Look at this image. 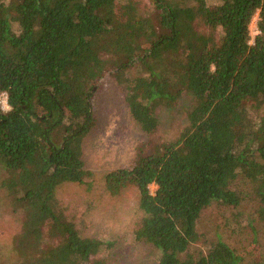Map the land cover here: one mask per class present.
<instances>
[{"label":"trees","instance_id":"1","mask_svg":"<svg viewBox=\"0 0 264 264\" xmlns=\"http://www.w3.org/2000/svg\"><path fill=\"white\" fill-rule=\"evenodd\" d=\"M152 2L142 12L132 0H0V96L9 106L0 107V165L23 214L18 264H106L114 242L81 236L56 198L58 186L92 175L83 140L94 125L92 85L106 73L147 135L158 108L192 98L177 138L105 176L111 195L136 188L134 240L157 251V264H240L222 240L188 252L213 203L235 208L246 195L264 222V117L251 115L264 108V0Z\"/></svg>","mask_w":264,"mask_h":264},{"label":"rangeland","instance_id":"2","mask_svg":"<svg viewBox=\"0 0 264 264\" xmlns=\"http://www.w3.org/2000/svg\"><path fill=\"white\" fill-rule=\"evenodd\" d=\"M132 2L138 11L154 9L152 0ZM257 19L255 15L249 25L251 43L257 34ZM92 86L94 125L83 140V161L92 175L82 185L58 186L56 198L81 236L114 242L113 248L101 254L106 264H157V251L134 240L133 231L142 217L136 188L127 186L117 195H111L105 187V176L118 169L131 168L139 157L177 138L187 126L192 98L184 94L171 110L158 108L159 127L147 135L131 118L124 92L113 75L106 73ZM251 115L264 117V108L251 111ZM7 177L8 173L0 165V264H18L14 243L24 233L23 214L3 187ZM150 190L154 192L155 187L150 186ZM243 191L247 192V188ZM244 197L235 208L219 203L206 208L196 223L200 240L188 252H205L206 244L222 240L236 251L240 264H264V222L259 218L256 200Z\"/></svg>","mask_w":264,"mask_h":264},{"label":"built area","instance_id":"3","mask_svg":"<svg viewBox=\"0 0 264 264\" xmlns=\"http://www.w3.org/2000/svg\"><path fill=\"white\" fill-rule=\"evenodd\" d=\"M0 107L1 109L4 111V110H9V106L7 104V97L5 94H2L0 96Z\"/></svg>","mask_w":264,"mask_h":264}]
</instances>
